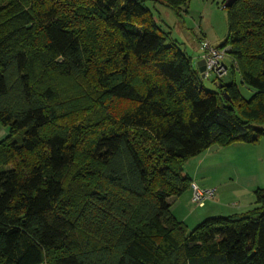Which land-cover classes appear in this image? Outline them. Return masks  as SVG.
I'll return each instance as SVG.
<instances>
[{"label": "trees", "instance_id": "trees-1", "mask_svg": "<svg viewBox=\"0 0 264 264\" xmlns=\"http://www.w3.org/2000/svg\"><path fill=\"white\" fill-rule=\"evenodd\" d=\"M146 1L0 0V264H264V188L191 230L169 202L190 158L264 139V0L225 8L248 98L205 90Z\"/></svg>", "mask_w": 264, "mask_h": 264}, {"label": "rangeland", "instance_id": "rangeland-1", "mask_svg": "<svg viewBox=\"0 0 264 264\" xmlns=\"http://www.w3.org/2000/svg\"><path fill=\"white\" fill-rule=\"evenodd\" d=\"M226 1L189 0L186 12H175L156 0H147L145 4L158 21L161 29L169 34L172 43L196 66L197 58L202 54L201 42H208L211 46L218 48L227 36V13L223 7ZM224 62L228 67L229 74L222 80L223 83L229 84L234 78L237 86L242 87L237 72L235 71V75H232L230 59L227 57ZM200 83L205 90H215L213 82L209 80H202ZM238 89L244 98L250 96L244 90L245 87ZM198 162L201 164L199 173L202 175L201 177H204V181H199V183L204 182L207 186H214L216 198L206 202V207L200 209L191 204L190 195L186 196L188 199L185 198L187 200H184V203L187 204V209L193 212L187 221L188 224L194 223V220L199 217H202V221L205 220L207 209L215 204L234 202L233 197L227 196L230 192L227 190L243 187L245 183L247 186L251 181L260 182L259 188H264V139H260L256 144L237 141L227 147L212 145L201 154L190 158L185 168L189 172L191 170L192 173V169H197ZM173 199L174 197L170 198L169 202H172ZM202 221L197 225H190L191 227L186 226L191 230Z\"/></svg>", "mask_w": 264, "mask_h": 264}, {"label": "crops", "instance_id": "crops-1", "mask_svg": "<svg viewBox=\"0 0 264 264\" xmlns=\"http://www.w3.org/2000/svg\"><path fill=\"white\" fill-rule=\"evenodd\" d=\"M154 20L156 21V23L158 22L155 18H154ZM200 58H201V56H199L197 58V63L201 60ZM197 63H196V68H197ZM232 75L234 76L235 73L233 72ZM230 77H231V75H230ZM233 80H234V78H233ZM239 82H240V80H239ZM238 88L243 89L244 87L239 86ZM244 90L246 91L247 95H251V92L249 90H247V89H244ZM239 92H240V90H239ZM6 134H7L6 129L0 126V140H2L6 136ZM186 163L183 166V170L188 175V177L191 179V183H194L197 186L202 187V188H213L214 187V186H207V185H205L204 182L199 183V181H204L203 180L204 177H201L202 175H200V173H199V169L201 166V164L199 162L196 165L197 169H194V170L192 169V173H191V170L189 172L185 168ZM260 184L261 183L258 181H255V182L251 181L250 184L247 186L245 183L244 184L245 187L244 186L243 187H236V188L227 190V191H230L227 196L233 197L235 201L232 203L230 202L229 204H215V205H213V207H211L210 209H207L205 217L211 218V217H219V216H231V215L242 214V213L250 210L254 206V200H253V194L252 193L255 189L259 188L258 185H260ZM246 189H248V190H246ZM188 195L191 196V192L189 189L187 191H185L182 195H180L178 197H174L173 201L170 202V204H171V213L173 214V216L178 221L183 222L185 225H188L189 227H191L190 225L194 226V225H197V223H199L200 221H202L201 220L202 217L196 218L194 220V223L190 222V224H188L187 221H189L190 217L193 214V212L191 210L189 211L187 209V204L184 203V200L188 199V197H186ZM185 198H187V199H185ZM215 198H216V191H215V197L213 200H215ZM191 204L193 206H195L192 202H191ZM205 207H206V205H204L203 207H200V209H204Z\"/></svg>", "mask_w": 264, "mask_h": 264}, {"label": "built area", "instance_id": "built-area-1", "mask_svg": "<svg viewBox=\"0 0 264 264\" xmlns=\"http://www.w3.org/2000/svg\"><path fill=\"white\" fill-rule=\"evenodd\" d=\"M200 49L202 50L200 59L204 61V70L199 73L200 81L209 80L214 82L223 80L229 74L228 67L224 62L227 57L229 58V46L217 48L203 41L200 43ZM232 64L231 62L230 66ZM189 190L191 192L192 203L199 208L215 197V189L202 188L194 183L190 184Z\"/></svg>", "mask_w": 264, "mask_h": 264}, {"label": "water", "instance_id": "water-1", "mask_svg": "<svg viewBox=\"0 0 264 264\" xmlns=\"http://www.w3.org/2000/svg\"><path fill=\"white\" fill-rule=\"evenodd\" d=\"M233 1L234 0H227L223 7L224 8L229 7ZM197 70L199 73L203 72L204 70V61L202 59L197 63ZM213 86L216 87L217 89H222L224 85L220 81H214Z\"/></svg>", "mask_w": 264, "mask_h": 264}]
</instances>
